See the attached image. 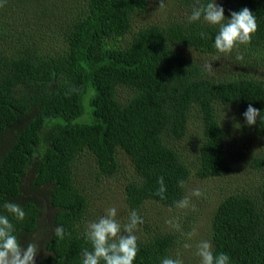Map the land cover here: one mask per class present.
Segmentation results:
<instances>
[{
	"label": "trees",
	"instance_id": "trees-1",
	"mask_svg": "<svg viewBox=\"0 0 264 264\" xmlns=\"http://www.w3.org/2000/svg\"><path fill=\"white\" fill-rule=\"evenodd\" d=\"M57 1L0 0V264H176L175 230L120 243L83 232L88 199L75 164L89 155L96 179L112 178L124 154L128 208L173 209L192 172L230 173L221 107L236 111L243 138L264 145V78L215 79L180 52L242 50L264 66V0H179L185 18L142 27L118 46L105 40L126 36L146 0H82V13L64 18ZM217 1L219 21L210 16ZM12 5L23 7L15 19L51 25L20 31L7 17ZM192 122L200 138L190 161L179 144ZM249 166L264 171V153ZM211 245L206 264H264V172L218 204Z\"/></svg>",
	"mask_w": 264,
	"mask_h": 264
},
{
	"label": "rangeland",
	"instance_id": "rangeland-1",
	"mask_svg": "<svg viewBox=\"0 0 264 264\" xmlns=\"http://www.w3.org/2000/svg\"><path fill=\"white\" fill-rule=\"evenodd\" d=\"M147 9L132 20L131 31L123 38L105 40L107 45L125 44L142 27L151 24H167L187 16L186 8L179 0H146ZM82 0H64L56 2L60 16H79L83 11ZM2 6V5H1ZM68 9L62 11L63 7ZM9 7V6H8ZM8 7H5L8 8ZM51 7V5H50ZM4 8V7H3ZM23 7L12 5L7 10L8 20L13 27L21 30H47L51 25H41L35 18L21 13L24 19H15ZM210 16L219 21L224 10L220 1L214 2ZM15 17V18H14ZM25 27H24V26ZM43 32V31H42ZM180 52L197 61L215 79L238 74H248L264 78V66L252 61L242 50H228L223 53L199 55L181 48ZM119 95H125L120 90ZM220 122L226 133V153L230 173L211 179H199L192 172L185 187V196L181 204L171 209L153 202H146L137 212L131 211L124 198V185L132 174V168L124 154L118 155L120 171L112 178L96 179V169L89 155H81L75 164L78 184L88 199V210L82 222L83 232L100 236L113 243L131 242L149 236L155 232L175 230L179 236L174 260L176 264H206L210 256L211 221L218 204L228 195L258 183L264 171L249 166V158L258 152L264 153L260 145L247 136L242 137L234 109L221 107L218 111ZM200 128L197 122L189 125L186 141L179 144L180 151L187 160H193L197 154Z\"/></svg>",
	"mask_w": 264,
	"mask_h": 264
}]
</instances>
